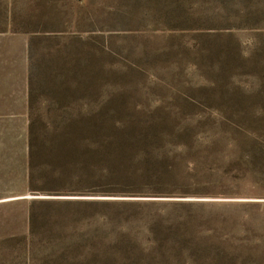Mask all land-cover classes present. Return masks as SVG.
Listing matches in <instances>:
<instances>
[{"label":"rangeland","instance_id":"obj_1","mask_svg":"<svg viewBox=\"0 0 264 264\" xmlns=\"http://www.w3.org/2000/svg\"><path fill=\"white\" fill-rule=\"evenodd\" d=\"M11 85L0 264H264V0H0Z\"/></svg>","mask_w":264,"mask_h":264},{"label":"trees","instance_id":"obj_2","mask_svg":"<svg viewBox=\"0 0 264 264\" xmlns=\"http://www.w3.org/2000/svg\"><path fill=\"white\" fill-rule=\"evenodd\" d=\"M115 138L113 139V141ZM121 142V141H120ZM30 168L36 169L38 167L37 162L39 161L38 158L41 154L44 155V149L48 150L51 154L55 151V147L53 148H44L41 149L37 143V138H36V130L34 128V123L31 122V128H30ZM43 147V146H42ZM115 152H112L114 157L121 158V159H127V155L131 152H126L125 150L121 149H116L114 150ZM37 161V162H36Z\"/></svg>","mask_w":264,"mask_h":264},{"label":"crops","instance_id":"obj_3","mask_svg":"<svg viewBox=\"0 0 264 264\" xmlns=\"http://www.w3.org/2000/svg\"><path fill=\"white\" fill-rule=\"evenodd\" d=\"M21 86H23L22 85V83H18V87H21ZM14 87H12V85H11V87H9V91L8 90H5V88L3 87V90L2 91H0V96H3V97H5L6 95H10L11 97V99L9 98V99H6V100H0V101H7V100H9L10 102H14V98H13V96L12 95H14V89H13ZM13 98V99H12ZM8 115H0V117H7Z\"/></svg>","mask_w":264,"mask_h":264}]
</instances>
